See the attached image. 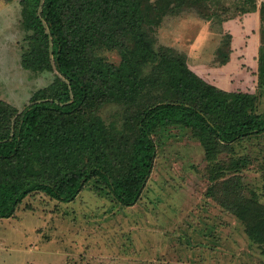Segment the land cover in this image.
Returning a JSON list of instances; mask_svg holds the SVG:
<instances>
[{
    "label": "trees",
    "instance_id": "1",
    "mask_svg": "<svg viewBox=\"0 0 264 264\" xmlns=\"http://www.w3.org/2000/svg\"><path fill=\"white\" fill-rule=\"evenodd\" d=\"M20 3L21 26L28 32L23 65L57 73L22 111L0 98V216H13L32 193L72 200L90 181L134 205L156 159L154 134L180 126L204 146L211 169L208 195L244 223L264 254V203L244 194L239 173L248 160L219 157L225 145L264 133L258 95L217 86L184 53L156 47L146 28L205 0ZM260 13L264 20V1ZM102 47L116 49L121 62L97 56ZM261 52L264 69V33ZM111 101L122 104L120 125L91 112ZM224 171L232 174L223 177Z\"/></svg>",
    "mask_w": 264,
    "mask_h": 264
},
{
    "label": "rangeland",
    "instance_id": "2",
    "mask_svg": "<svg viewBox=\"0 0 264 264\" xmlns=\"http://www.w3.org/2000/svg\"><path fill=\"white\" fill-rule=\"evenodd\" d=\"M263 1L205 0L146 28L156 47L184 53L217 86L257 94L264 112ZM21 9L20 0H0V98L19 111L57 73L23 65L28 32ZM95 54L116 64L122 60L109 47ZM121 106L111 101L91 112L120 125ZM154 136L156 159L137 203L122 204L94 181L68 201L32 193L13 216H0V264H264L244 223L208 195L211 169L200 140L180 126ZM240 156L248 160L239 171L244 194L264 203V133L225 145L219 154L226 162Z\"/></svg>",
    "mask_w": 264,
    "mask_h": 264
}]
</instances>
